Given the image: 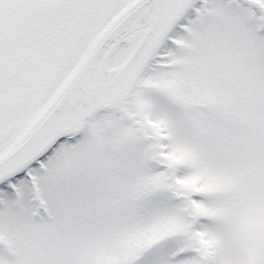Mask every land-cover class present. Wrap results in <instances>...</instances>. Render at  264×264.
Listing matches in <instances>:
<instances>
[{"label":"snow or ice","instance_id":"snow-or-ice-1","mask_svg":"<svg viewBox=\"0 0 264 264\" xmlns=\"http://www.w3.org/2000/svg\"><path fill=\"white\" fill-rule=\"evenodd\" d=\"M0 264H264V0H0Z\"/></svg>","mask_w":264,"mask_h":264}]
</instances>
